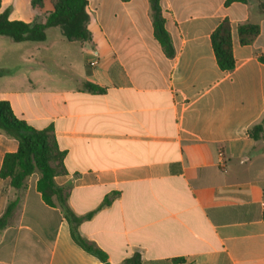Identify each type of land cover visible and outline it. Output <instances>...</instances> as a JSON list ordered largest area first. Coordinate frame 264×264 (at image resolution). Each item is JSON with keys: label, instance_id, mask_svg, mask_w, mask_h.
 <instances>
[{"label": "crops", "instance_id": "crops-1", "mask_svg": "<svg viewBox=\"0 0 264 264\" xmlns=\"http://www.w3.org/2000/svg\"><path fill=\"white\" fill-rule=\"evenodd\" d=\"M29 1L28 18L6 0L0 13L34 23L53 9ZM87 1L91 39L71 42L79 49L63 73L53 66L52 28L41 42L0 38V100L34 128H53L66 169L56 184L70 187L76 215L95 212L79 226L82 237L108 264L136 256L141 264H264V138L250 136L264 119L257 0H161L173 57L155 37L150 0ZM225 19L231 72L211 40ZM246 23L261 32L243 45ZM18 149L0 130V217L19 200L0 233V264H103L76 243L62 209L44 201L38 173L22 190L1 176Z\"/></svg>", "mask_w": 264, "mask_h": 264}, {"label": "trees", "instance_id": "trees-1", "mask_svg": "<svg viewBox=\"0 0 264 264\" xmlns=\"http://www.w3.org/2000/svg\"><path fill=\"white\" fill-rule=\"evenodd\" d=\"M247 0H227V5L233 2H246ZM48 0H32L36 8H44ZM258 10L264 13V0H257ZM53 9L45 14L40 22L27 23L21 20L10 19L9 9L0 13V36L9 37L12 41H45L46 31L49 28L59 27L69 42H83L91 39L88 28L89 13L87 0H52ZM151 16L156 39L160 42L168 57L174 56V45L171 35L166 29V20L162 14L161 0H150ZM2 0H0V10ZM258 24L246 23L240 25L238 34L243 45L251 44L260 34ZM212 45L219 67L223 71L231 72L235 69L236 60L233 52L232 26L225 19L211 36ZM85 88L91 92H105L104 88L86 83ZM0 130L19 142V149L15 153L5 156L1 176L9 178L16 190H22L28 179L38 173V191L44 201L51 206L62 209L63 215L70 224L72 237L84 250L108 264L107 255L95 244L89 242L79 232V226L85 219H90L95 212L80 217L68 204L70 187L58 186L56 178L65 174V153L60 151L54 130L48 127L38 130L25 120L18 118L9 101L0 100ZM250 136L254 140L264 138V119L250 129ZM18 199L11 202L4 215L0 217V233L10 223L13 211L18 205ZM111 197L104 200L101 207L109 205ZM100 207V208H101ZM125 264H141L139 257L127 260Z\"/></svg>", "mask_w": 264, "mask_h": 264}, {"label": "rangeland", "instance_id": "rangeland-1", "mask_svg": "<svg viewBox=\"0 0 264 264\" xmlns=\"http://www.w3.org/2000/svg\"><path fill=\"white\" fill-rule=\"evenodd\" d=\"M9 5L11 11H14L13 7L17 5L18 15L24 18L30 17L31 9L28 7L30 1L29 0H6ZM51 5L52 0H48ZM29 10V13L26 11ZM17 16V14H14ZM39 19V17L37 18ZM48 42L53 45V49L51 51V55L55 58L54 67L56 71L59 73H63L62 70L68 69L72 60H76V51L79 49V45L77 43H71L67 41L62 31L59 27H53L47 32ZM0 38H2L0 36Z\"/></svg>", "mask_w": 264, "mask_h": 264}, {"label": "built area", "instance_id": "built-area-1", "mask_svg": "<svg viewBox=\"0 0 264 264\" xmlns=\"http://www.w3.org/2000/svg\"><path fill=\"white\" fill-rule=\"evenodd\" d=\"M97 62H94L93 64H96ZM221 156H223V153L220 154Z\"/></svg>", "mask_w": 264, "mask_h": 264}]
</instances>
